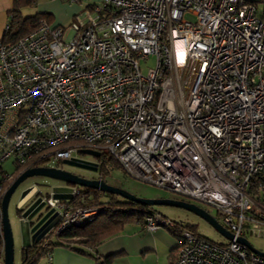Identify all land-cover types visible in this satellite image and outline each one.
I'll return each mask as SVG.
<instances>
[{"label": "built area", "instance_id": "obj_1", "mask_svg": "<svg viewBox=\"0 0 264 264\" xmlns=\"http://www.w3.org/2000/svg\"><path fill=\"white\" fill-rule=\"evenodd\" d=\"M152 55L157 66L143 74L139 61ZM109 158L215 208L234 236L212 241L180 225L173 264H264L238 242L264 236V0H103L68 27L42 21L15 43L0 39V169L72 159L100 169ZM62 188L38 198L39 213L59 216L47 236L100 213L78 203V186ZM174 226L145 218L149 231Z\"/></svg>", "mask_w": 264, "mask_h": 264}, {"label": "trees", "instance_id": "obj_2", "mask_svg": "<svg viewBox=\"0 0 264 264\" xmlns=\"http://www.w3.org/2000/svg\"><path fill=\"white\" fill-rule=\"evenodd\" d=\"M40 0H14L13 8L11 10V19L9 21L10 30L3 35L4 42L15 43L35 30L39 24L43 21L50 25L51 14L38 13L34 16L25 17L22 10L27 7H32ZM46 160L37 161L30 168L34 167H46ZM112 163L115 167H120L113 159H105L103 165L100 168V177H104L106 171V164ZM14 172V171H13ZM7 173L1 172V181L5 180L8 182L10 178ZM19 175V174H18ZM9 185V184H8ZM5 183V190L8 187ZM10 186V185H9ZM81 194L85 196V201L81 202V198H76L81 206L97 207L100 209V213L94 217V219L83 226L69 227L60 236L54 237L53 235L46 236L43 240L35 245L24 247L22 250V261L20 264H40V261L45 255H47L53 246L55 245H67L73 247L81 253H87L84 251L87 248H93L109 237L117 234L122 230L123 226L127 222L138 221L145 224V218L148 215L154 213H160L154 209V207H148L136 203L129 202L119 196L113 194L89 189L82 188ZM50 196V193L47 194ZM25 211L24 208L18 209L19 216ZM161 214V213H160ZM162 215V214H161ZM43 216V213L38 215L37 220ZM165 217L164 215H162ZM167 218V217H165ZM36 220V221H37ZM176 223L174 227H168V229L177 237L178 227L185 226L181 223ZM33 224V223H32ZM195 230L196 227L193 225H186ZM3 246V238L1 234V220H0V257ZM178 255V253H177ZM177 255L173 254L171 257L170 264H173ZM113 257L108 256L103 259L99 264H112Z\"/></svg>", "mask_w": 264, "mask_h": 264}, {"label": "rangeland", "instance_id": "obj_3", "mask_svg": "<svg viewBox=\"0 0 264 264\" xmlns=\"http://www.w3.org/2000/svg\"><path fill=\"white\" fill-rule=\"evenodd\" d=\"M252 1L261 2V0H252ZM62 2H63L62 0H40L38 3H36L32 7L24 8L22 12L25 17H29V16H34L38 13H41L42 9H50L53 11L51 16H53V14L55 16V18L52 19L53 21L52 25L53 27H59V25H57V20H61L62 15H66L68 11V9L64 6V4L70 5L68 1H65V3H62ZM85 3L88 4V2H85ZM261 8H263L262 4H260V9ZM139 64H140L142 73L147 74L150 70L156 68L157 66L156 56L152 55L147 59H141L139 61ZM82 157H85L87 160H95V158H97V157L86 155V154H82ZM6 164L9 167L8 168L3 167L2 171L7 172V173L13 172L15 167L12 164V162L9 161ZM60 167H63L67 171H70L77 175L84 176L86 178L100 177L97 172H91L88 170L67 166V165H64L63 163L60 164ZM106 171L107 172L105 173L104 178L107 182L115 185L118 188L124 189L139 198H142V199L170 198V199L181 200L184 202L195 204L203 208L204 210H206L209 214H211L214 217L217 216V212L215 208L209 205H205L203 203L194 201V200L187 199L180 195L174 194L170 191L137 181L133 179L130 175H128V173L124 169H122L121 167H115L112 163L106 164ZM0 173H1V169H0ZM16 173L17 174L14 175L13 178H10L8 182H6L7 185L8 184L10 185L13 182V180L18 176V174H20V172H16ZM66 186L67 184L61 181L54 180V179H49V178H44V177H33L25 181L17 189V191L13 194L10 204H9V208H8V217H9V221H10L11 228L13 231L15 263L16 264L21 263L22 248H23V242H22V237H21L23 222L21 219L22 216H19L18 214V208H19L20 201L22 200V194L26 190H29V189L34 190L36 188L35 194L33 196L32 195L29 196V201L23 206L24 209H29L32 203H34L38 198H40V196L47 197V194L51 193L55 187H66ZM154 209L164 214L169 220L173 222L181 223L183 225L190 224V225L195 226L197 231L205 238H208L212 241L225 242L224 238L213 227H211L206 221H204L197 215L187 210L176 208V207H170V206H158V207H154ZM45 212L46 210H43L41 213H45ZM37 218L34 219L33 222H35ZM219 222L220 224H222V221L219 220ZM249 242L253 245L255 249H257L260 252H264V236L251 237L249 239ZM0 259L3 264V255H1Z\"/></svg>", "mask_w": 264, "mask_h": 264}, {"label": "water", "instance_id": "obj_4", "mask_svg": "<svg viewBox=\"0 0 264 264\" xmlns=\"http://www.w3.org/2000/svg\"><path fill=\"white\" fill-rule=\"evenodd\" d=\"M83 154L91 155L94 157H99V154L92 151H84ZM64 165L80 168L84 170H88L91 172H98V167L95 163L80 160V159H72L66 160L63 162ZM33 177H44L49 179H54L57 181H61L67 186H78L82 188H89L109 194H113L115 196H119L129 202L145 205L148 207H158V206H170L181 208L187 210L204 221H206L211 227H213L223 238L226 240L232 241L234 236L217 220L216 217L209 214L203 208L191 204L188 202H184L181 200L170 199V198H161V199H142L139 198L130 192L109 185L104 180L97 179H88L81 177L75 173L65 170L63 167H34L29 168L22 173H20L10 184L8 189L5 191L3 200H2V218H1V226L3 233V241H4V252H3V264H16L15 263V250H14V237L13 231L11 228V224L8 217V208L13 194L17 191V189L28 179ZM55 192L58 191H68L67 188L55 187L53 189ZM36 192V188L34 190H26L22 194V200L20 201L19 208H22L28 201L29 196H33ZM41 200H36L30 208L28 212H34L32 216H35L38 213L42 205L40 206ZM59 222V216L57 213H54V210L51 209L47 211L43 216H41L35 222H28L26 228L22 226V242L23 248L31 245H35L43 240L50 230L57 225ZM33 223V224H32ZM238 242L245 245L252 252L259 254L264 257V252H260L253 247V245L247 239H238Z\"/></svg>", "mask_w": 264, "mask_h": 264}, {"label": "crops", "instance_id": "obj_5", "mask_svg": "<svg viewBox=\"0 0 264 264\" xmlns=\"http://www.w3.org/2000/svg\"><path fill=\"white\" fill-rule=\"evenodd\" d=\"M62 1V3H65L68 0ZM84 1L88 2V4ZM102 1L79 0V2L74 3L68 1L70 5L64 4L68 11L66 15H62L61 20H57V25L62 27L69 26L77 14L85 8ZM13 3L14 0H0V39L3 38L5 27L11 19ZM41 13H50L52 15L53 11L42 9ZM54 18L53 14L50 23L52 27V19ZM6 163L3 167L8 168L9 166ZM1 172L4 171L1 169ZM14 173L9 172L7 175H11L10 177H12ZM33 213L31 212L29 215ZM39 214H36L29 222L34 221ZM22 222V226L26 228L28 222L23 220ZM84 251L87 253L78 252L73 247H68L67 245H55L50 251L52 259L49 260L47 255H45L40 264H99L108 256L113 257L112 264H170L172 255H177L178 253L177 237L166 227L149 231L143 222L131 221L127 222L117 234L104 240L99 245L87 248ZM0 264H2V261Z\"/></svg>", "mask_w": 264, "mask_h": 264}, {"label": "flooded vegetation", "instance_id": "obj_6", "mask_svg": "<svg viewBox=\"0 0 264 264\" xmlns=\"http://www.w3.org/2000/svg\"><path fill=\"white\" fill-rule=\"evenodd\" d=\"M98 175L99 176H101V174H100V169H98ZM79 176H81V175H79ZM81 177H84V176H81ZM84 178H86V177H84ZM88 179H97V180H99V179H101V180H104L105 182H107L106 180H105V178L104 177H98V178H88ZM109 185H111V186H115V185H113V184H110L109 182H107ZM116 187V186H115Z\"/></svg>", "mask_w": 264, "mask_h": 264}, {"label": "bare ground", "instance_id": "obj_7", "mask_svg": "<svg viewBox=\"0 0 264 264\" xmlns=\"http://www.w3.org/2000/svg\"><path fill=\"white\" fill-rule=\"evenodd\" d=\"M31 212H28V214H30Z\"/></svg>", "mask_w": 264, "mask_h": 264}]
</instances>
